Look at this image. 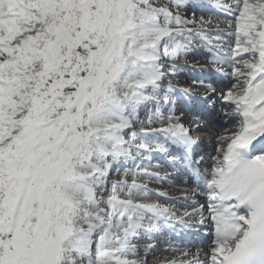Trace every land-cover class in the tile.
<instances>
[{
	"label": "snow or ice",
	"instance_id": "obj_1",
	"mask_svg": "<svg viewBox=\"0 0 264 264\" xmlns=\"http://www.w3.org/2000/svg\"><path fill=\"white\" fill-rule=\"evenodd\" d=\"M233 161L264 175V0H0V264H264Z\"/></svg>",
	"mask_w": 264,
	"mask_h": 264
},
{
	"label": "clouds",
	"instance_id": "obj_2",
	"mask_svg": "<svg viewBox=\"0 0 264 264\" xmlns=\"http://www.w3.org/2000/svg\"><path fill=\"white\" fill-rule=\"evenodd\" d=\"M219 179L223 190L244 198L254 211L264 212V175L252 172L242 161H233Z\"/></svg>",
	"mask_w": 264,
	"mask_h": 264
},
{
	"label": "rangeland",
	"instance_id": "obj_3",
	"mask_svg": "<svg viewBox=\"0 0 264 264\" xmlns=\"http://www.w3.org/2000/svg\"><path fill=\"white\" fill-rule=\"evenodd\" d=\"M190 14V13H189ZM221 27L223 28L224 26L221 25ZM196 63H199L201 65H203L204 67H211V65L207 64V62L203 59L202 56H195V57H190L189 58V61H188V64L191 65V64H196ZM208 130H201L200 133H199V136H201V141L203 140L204 142H206L208 144V148L210 149H217V145L216 143L214 142L213 145H212V141H214L213 137H219V136H222V133L220 134V132L218 133H213L212 136H209L208 134ZM212 138V139H211ZM207 154L210 155L209 150L207 149ZM206 158V156H205ZM174 193H177V194H181L180 191H175ZM179 207V205L177 206V208ZM163 247H166V246H162ZM160 249H158L159 251Z\"/></svg>",
	"mask_w": 264,
	"mask_h": 264
},
{
	"label": "bare ground",
	"instance_id": "obj_4",
	"mask_svg": "<svg viewBox=\"0 0 264 264\" xmlns=\"http://www.w3.org/2000/svg\"><path fill=\"white\" fill-rule=\"evenodd\" d=\"M222 133H224V132H222ZM151 187H152V185H151Z\"/></svg>",
	"mask_w": 264,
	"mask_h": 264
}]
</instances>
